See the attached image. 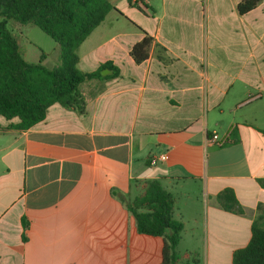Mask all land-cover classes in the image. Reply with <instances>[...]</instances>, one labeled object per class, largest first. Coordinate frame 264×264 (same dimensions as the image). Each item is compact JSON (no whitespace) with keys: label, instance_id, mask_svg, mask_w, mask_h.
<instances>
[{"label":"crops","instance_id":"crops-1","mask_svg":"<svg viewBox=\"0 0 264 264\" xmlns=\"http://www.w3.org/2000/svg\"><path fill=\"white\" fill-rule=\"evenodd\" d=\"M108 1L78 69L110 73L30 130L0 116V264H161L164 239L140 234L121 201L154 180L172 195L182 235L201 194L212 236L232 235L233 264L253 224L264 226V0L246 14L244 0ZM146 37L137 64L131 52ZM215 133L228 142L211 143ZM227 189L243 214L221 207Z\"/></svg>","mask_w":264,"mask_h":264},{"label":"trees","instance_id":"trees-1","mask_svg":"<svg viewBox=\"0 0 264 264\" xmlns=\"http://www.w3.org/2000/svg\"><path fill=\"white\" fill-rule=\"evenodd\" d=\"M262 1L244 0L240 12L246 14ZM112 9L108 0H0V116L18 120L11 124L12 129H32L44 121L52 105H74L87 80L103 78L106 66L93 74L78 69V51ZM10 20L34 25L55 40L61 65L48 68L44 57L39 63H29L8 27ZM152 43L153 39L146 37L133 47L131 56L137 64L148 59ZM259 183L264 188V179ZM143 190L134 199L126 196L121 201L135 218L140 234L164 239L161 264H180L177 249L184 225L174 218V199L158 180L146 182ZM218 200L225 211L244 213L233 190L223 191ZM233 264H264V226L260 220L252 226L248 246L234 253Z\"/></svg>","mask_w":264,"mask_h":264},{"label":"rangeland","instance_id":"rangeland-1","mask_svg":"<svg viewBox=\"0 0 264 264\" xmlns=\"http://www.w3.org/2000/svg\"><path fill=\"white\" fill-rule=\"evenodd\" d=\"M8 27L18 39L21 52L29 63H39L43 59V64L48 68L60 66V48L59 45L34 25L24 26L17 21L10 20ZM20 190V186L18 188ZM194 210L183 212L185 216V232L182 235V241L179 246L181 256L180 264H214V256L222 258V264H225V257L228 249V236L231 234L219 233L213 234V228L208 229L207 209L202 202L203 197L200 193ZM180 212L176 215L179 217ZM177 217V218H178ZM214 217L211 220L214 221ZM217 248V249H216Z\"/></svg>","mask_w":264,"mask_h":264},{"label":"built area","instance_id":"built-area-1","mask_svg":"<svg viewBox=\"0 0 264 264\" xmlns=\"http://www.w3.org/2000/svg\"><path fill=\"white\" fill-rule=\"evenodd\" d=\"M146 2V0H132V3L134 5H141V6H144V3ZM229 140V136L226 135V136H219V134L215 133L212 135L211 137V140L210 142L215 144V145H218V146H223L225 145ZM168 159V156L167 155H163V156H160V157H153L151 160H150V163L151 165H157L159 162H163V161H166Z\"/></svg>","mask_w":264,"mask_h":264},{"label":"water","instance_id":"water-1","mask_svg":"<svg viewBox=\"0 0 264 264\" xmlns=\"http://www.w3.org/2000/svg\"><path fill=\"white\" fill-rule=\"evenodd\" d=\"M107 71H108V73H110L109 70H105V71L102 72V75H106L107 74Z\"/></svg>","mask_w":264,"mask_h":264}]
</instances>
